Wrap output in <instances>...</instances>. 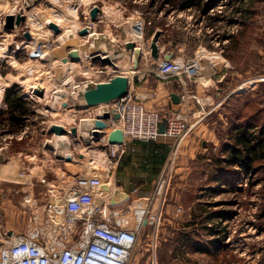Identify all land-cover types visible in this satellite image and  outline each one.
Segmentation results:
<instances>
[{
  "label": "rangeland",
  "instance_id": "1",
  "mask_svg": "<svg viewBox=\"0 0 264 264\" xmlns=\"http://www.w3.org/2000/svg\"><path fill=\"white\" fill-rule=\"evenodd\" d=\"M26 1L6 0V3L14 4L13 12L17 13L22 11ZM184 1L187 0L94 2L102 8L105 19L93 28L99 34L103 32L104 40L110 44L115 39L117 49L125 50L123 42L127 41L143 44L139 32L125 27L126 19L132 21L134 12L138 10L151 22L146 26V39L159 27L163 35L161 39L173 49L178 59L188 61L196 58L208 70L202 75L209 78L206 82L201 81L199 76L162 80L149 72L153 70L147 63L151 56L143 57L137 69L134 64L128 63L125 58L127 53L118 60L125 62L124 71L132 74V93L140 97L144 106L158 110L161 116L173 114V118L180 119V124H186L178 125L175 132L160 136L158 141H136L145 145L142 149L148 150L150 160L163 158L161 165L164 169L163 172L150 173L154 180L152 184H147L148 194L140 195V189L131 194L132 188L136 187L131 186L128 190L130 198L114 208L117 216L126 220L127 226L138 227V240L128 264H264V0H190L194 4L182 9L179 6ZM70 2L65 0L66 5ZM218 4L225 6L223 13L207 14ZM34 5L37 8L39 5L47 8L55 5L61 9L64 6L58 0H35ZM88 6L83 2L77 5L75 18L79 25L87 17ZM7 13L8 10L0 3V46L4 44L6 54L13 57L12 60L0 59V79L3 81L8 75L14 77L0 99V157L2 154L6 157L0 161L3 163L0 165V212L2 228L21 233L27 228L29 217L34 215L32 211L41 210L47 189L33 177L34 200L31 204L35 203V207L23 205V197L30 192V184L26 182L29 176L45 174L46 183L62 186L81 168H88V162L80 160L67 164L46 146L53 135L48 129L53 121H62L59 116L66 110L59 107L55 111L47 110L43 106L52 88L58 87L57 80L69 70L54 68L52 77L57 80L50 82L45 78L47 63L29 62V52L23 48L28 42L24 32L31 30L32 25L22 22L17 31L6 30L3 18ZM63 28L71 29L72 33L76 29L71 25ZM3 29L8 34L2 35ZM56 34L45 42H51L50 49L56 47ZM223 60L226 67L222 65ZM79 62L84 67L86 61L80 59ZM26 64L37 65V76H32L29 81L22 73L24 71L19 70ZM99 65L107 64L95 61L91 68L102 71L100 74L69 73V81L75 86V83L85 79L103 80L116 74ZM58 66L61 67L60 64ZM36 77L45 78L53 84L48 86L49 93L42 100L23 95L27 91L25 86L33 85ZM13 86V94L22 98L26 109L25 114L15 122L7 118L9 112L5 102V90ZM170 91L186 95L185 101L172 106ZM69 100L71 109L83 110L78 117L90 116L94 106L87 110V107L72 105V100ZM185 119L189 123L184 122ZM239 129L251 132L254 137L252 144H258L256 159L250 168L243 160L236 161L230 156L231 149L241 151L240 145L235 143ZM23 130L22 138L18 139ZM72 140L74 149L71 147V150L76 152L75 157L77 152L80 155L88 153ZM132 143L128 151L135 149ZM164 145L166 148H163ZM89 155L92 156V153L89 152ZM78 159H81L79 155ZM103 159L98 167L100 170L105 169ZM20 166L29 169L25 172L28 176L24 174L21 182L14 180ZM118 166L119 163L115 171ZM161 181L163 188L158 193ZM144 220L146 224H143ZM35 227L44 228L45 232L48 229L43 219Z\"/></svg>",
  "mask_w": 264,
  "mask_h": 264
},
{
  "label": "built area",
  "instance_id": "2",
  "mask_svg": "<svg viewBox=\"0 0 264 264\" xmlns=\"http://www.w3.org/2000/svg\"><path fill=\"white\" fill-rule=\"evenodd\" d=\"M95 1L97 0L90 2L86 10L87 17L83 20L81 26L74 30L73 34L75 32L78 34V31L83 28H87L89 32L93 31V25L105 19L102 8L100 7L95 19L93 20L90 17V9L93 6H97L94 3ZM223 6L218 4L215 6L217 8L209 9L207 14L214 15L215 13H223L222 9L225 7ZM134 14L135 18L132 21L126 19L125 27L139 32L143 37V44L140 45L134 42L141 49L140 58H142V53L145 50L151 56L150 37L148 39L144 37L146 26L151 22L142 15L141 11L136 10ZM199 18L200 15L198 16ZM89 32L79 39H82L84 43L88 42ZM100 35L101 37L103 36V39L105 38L103 32ZM49 42L47 41L46 44L50 47ZM123 43L125 44V42ZM197 63L196 58L184 61L178 59L175 55L166 60L160 57L155 63L154 69L149 70V72L155 73L162 80L180 79L182 76L196 78L197 76L200 77L203 75H198ZM109 79L110 77L101 81ZM88 82L92 83L95 81L89 80ZM78 83L84 84L83 81H79L75 85ZM182 83L185 86V81ZM60 86L64 87V85ZM31 92L35 94L36 90L32 87L29 91L24 92V97L29 99L36 98L30 95ZM179 97L182 102L185 101L186 95L182 94ZM139 98L137 95L128 93L126 96L108 103H101L94 107L93 111L89 112V115L94 120L100 118L105 113L109 117L103 120L106 126L102 129L90 128L87 140L79 136L78 133L73 137L67 131L69 138L73 139V142H77L79 146H82L84 151L87 150L90 152L89 149L96 147L99 150L97 152H101L104 158V170H100L98 167L90 168V166L89 170L88 168H81L77 174L72 175L67 180V184L62 186H54L46 183L45 174L39 177L29 176L26 182L30 184L28 187L30 192L23 197V205L30 208L35 207V203L31 204L32 200H34L33 177L37 180V183H41L47 188L44 194V203L41 210L36 209L32 211L34 215L33 217H29V224L21 233L2 228V214L0 212V264H128L131 253L138 240V227L133 228L127 226L125 222L122 223L118 219L114 208L119 206V204H110L114 188H109V185L105 192L100 195L98 191L104 184V176L106 175L108 179L111 176L113 177L117 164L122 155L127 153L132 142H155L158 141L160 136L171 135V132H175L178 125H186L185 123L180 124V119L177 117L173 118V114L170 115L168 113V115L161 116L158 110L147 108ZM67 106H71L70 100ZM43 108L50 110L46 105ZM88 108L86 109L88 110ZM115 114L118 115L117 119L113 117ZM27 121L26 119L25 122ZM162 121L166 125L163 133L159 131V125ZM185 121L189 123L187 119ZM48 128L49 125L47 126ZM171 128H174V130H171ZM115 130H120L122 133L121 143H109L108 141L109 135ZM24 132L25 130L21 131L17 138L21 139ZM93 132H97L98 135H94ZM175 138L177 139L179 137ZM72 150L71 152L74 154V157L70 162L80 161L78 159L80 153L77 152V157H75L76 152ZM84 154H81L83 155L82 157L85 156ZM53 155L56 157L59 156L57 154ZM60 157L57 158L61 161L64 160L63 156ZM4 159L6 157L2 154V160ZM90 162L92 163L93 160L91 159ZM26 169L28 168L20 166V170H18L16 179L14 180L20 181ZM25 176L28 175L25 174ZM162 188L163 181L158 186V193L162 191ZM137 190V187L132 188L131 194L136 193ZM126 193L128 194V192ZM128 196L130 197V194ZM42 219L46 221L47 232L43 230L44 228L38 229L35 227ZM31 221L34 222L31 224Z\"/></svg>",
  "mask_w": 264,
  "mask_h": 264
},
{
  "label": "bare ground",
  "instance_id": "3",
  "mask_svg": "<svg viewBox=\"0 0 264 264\" xmlns=\"http://www.w3.org/2000/svg\"><path fill=\"white\" fill-rule=\"evenodd\" d=\"M58 1L60 3H62V5H64L62 9L58 8L55 5H53L52 7H49V8L44 7V6L40 7V5H39V7L37 8L34 5L35 0H27L25 2L26 4L23 5L22 11L20 10L21 12L15 13V11L13 12V10L15 9L14 4L16 3V1L14 2V4H8V3H6V0H0L1 6L8 10L7 14L12 15L14 18H16L17 15H21V16L26 18L23 20L25 25L26 24H28V26L32 25V29L28 30V33L30 34V38L27 39L28 42H25V44L23 45V48L29 52V60L28 61L33 63V61L35 60L36 62L47 63L45 66L47 68V71L44 72L46 74L45 78H48L51 82L52 80H57V79L52 77V70L54 68L59 69V70L60 69L65 70L66 69L67 72L69 70V73L71 75L83 74V75L89 76L92 74L93 75L100 74L102 71H100L98 69L96 71L95 69L91 68L92 63L95 62V61H92L91 56L93 54L94 55L99 54L101 56L106 55L103 57H108L109 60H111V62L114 63V66L111 64L106 65L108 70H113L114 72H116V74H113L112 76H115L117 74L123 75V76H126L130 81V79H132V77H133L132 74L130 72L124 71L123 67H124L125 62L122 63L119 61H120L121 57H124L125 53H127L125 58L127 59L128 63L134 64V62H133L134 55H133L132 51H131V53H129L123 49L122 50L117 49V44H116L115 39H113L114 42L111 41V44H112L111 45L110 42L104 40L101 37V35L99 33H97L98 31L97 32L95 30L90 31V32L88 31L89 32V36H88L89 40H88V42L84 43V41L82 39H79V38H81V36H79L77 34V32H75L74 34L73 33L70 34V31H72L71 29L63 28L65 26L70 27V25H71V26L78 29L79 26H81V25H79V21L77 20V18H75V12H76L77 5L80 2H83L85 4V6H88L90 0H69L71 2L67 5L65 3V0H58ZM4 18H5V16H4ZM4 18H3V20H4ZM1 22H2V20L0 21V24H1ZM50 23H54L59 28H61V32L59 34H56L54 32V30L50 28V26H49ZM21 24L22 23L15 24V22H14V25L12 28L13 30L11 32L17 31V29L19 28V26H21ZM1 25H0V30L2 29ZM6 30H8V29H6ZM2 32H3L2 35L8 34V32H6L5 29H3ZM53 34H56V41L54 40L56 47L50 49V47H47L48 45L45 44V42ZM72 38H77L78 43L76 42L73 44ZM141 43H143L142 39H141ZM68 45H71L70 48H73L74 50L77 51V53H78V60L77 61H70V60H68V58L66 61H63L64 56H67V52L70 49L67 47ZM6 52H7V47H5L3 44L2 46H0V59L8 58V59L12 60L13 59L12 55H8L9 53L6 54ZM147 55H148V52L145 50L142 53V58L144 57V59H146ZM125 58L123 60H125ZM142 58H140L138 66H135L136 69L140 67V64H141L140 61ZM80 59L82 61H86V63L83 64L84 67H82L81 63L79 62ZM157 61H158V59L154 60L153 58H151V60L147 62L149 64L148 67L154 69L155 63ZM98 63L100 64V62H98ZM59 64L61 67L58 66ZM197 65H198V67H196V68H198L197 69L198 75L199 74L205 75V71L207 70V69L205 70V68H206L205 64L202 63L200 60V62L198 61ZM35 66H37V65H35V64L34 65H32V64L27 65L26 64L24 66V68L19 67V70L21 72L24 71L22 73H25L24 75L27 78V81H29L32 76H34V75L37 76ZM100 66H102V65H100ZM48 68H49L50 72H48ZM211 69H213V68H211ZM210 71H212V70H210ZM69 73H63V75L65 74L64 77L63 78L60 77L59 81L57 80V83H58L57 86L58 87L54 86L52 88V90L50 92V97L47 100V102L45 103V105H46V107H49V109L54 110V111L56 110L55 108H57V107L62 108L60 110H66V113H64V114L61 113V115L59 116L60 119H62V121L55 120L52 122V124L62 126L63 128H65L66 132L67 131L70 132V128L73 127L72 125H75L76 133H78L79 136H82L85 138V140H87L88 132H89L91 127L93 128L94 118H92V116L78 117V113L83 112V110H80V109L75 110L74 108L71 109L72 106L70 107L67 105L69 103V98H70L72 100V102L74 103V104L71 103L72 105L83 106L85 104V100L83 98V93L86 90V88L90 85H95L96 83L103 82V81L98 79L95 82L90 83V82H88L89 80L85 79V80H82L84 82V84L78 83L77 85L74 86V83H71L69 81ZM19 74H20V72H19ZM13 78L14 77H11L8 75V77L6 79H4L3 81L0 79V99L2 97L4 89L11 84V82L13 81ZM45 78L37 79V77H36L35 79H33V80H36V82L33 85L30 86V84L28 83L29 86H25L27 91H29L32 87L35 90L41 89L42 92L44 91L42 96L38 95L36 93L37 91L35 92V94H33V92L30 93L31 96L36 97L38 100H42V99L46 98V96L49 93L48 86L52 84V83L48 82V80ZM57 78H59V77L57 76ZM199 78L203 82H206L209 79L208 77L203 78L202 75ZM41 79H44V80H41ZM54 82H56V81H54ZM60 85H64V87H61ZM52 86H53V84H52ZM132 87H133V85H132V82L130 81L129 88H128L129 90L127 91V93L124 96H126L128 93H131V95H137L136 93L135 94L132 93L133 92ZM98 105H95L94 107H96ZM56 115H58V114H56ZM101 117H103V116H101ZM101 117H100V119H102ZM102 120H104V119H102ZM67 123L70 125H68ZM105 126H106V123H105ZM46 146L49 149L54 150L55 153H57L59 156L65 157L66 155H69L71 159L74 157V154L71 152V147H72L71 140H70L69 136H67L65 133L64 134H54L53 133L52 138L47 141ZM89 151L93 154L92 156L89 155L88 151H87L88 153L84 154L85 155L84 157H82L83 155H79L81 157L80 160L82 162H86V163L88 162L86 164V166L88 167V170H89V166H90V168L91 167H99L101 164L100 161L102 160V157H101L102 154H101V152H97L99 150L96 149V147L89 149ZM96 155H97V157H96ZM91 159L93 160L92 163L90 162ZM2 164L3 163L0 162V165H2ZM67 164H70V163H67ZM25 179H27V178H25ZM107 186H109V188L115 189L117 184L115 182H113L112 178L108 179V178H106V175H105L104 176V184L101 187V189L98 191L100 193V195H102L105 192ZM129 198L130 197L128 196V199ZM28 199H29V197H28ZM118 219H120V222H122V223H124L126 221V220H123L122 217H118ZM131 226H132V224H131Z\"/></svg>",
  "mask_w": 264,
  "mask_h": 264
},
{
  "label": "water",
  "instance_id": "4",
  "mask_svg": "<svg viewBox=\"0 0 264 264\" xmlns=\"http://www.w3.org/2000/svg\"><path fill=\"white\" fill-rule=\"evenodd\" d=\"M99 12V7L98 6H93L90 9V17L94 20L97 13ZM24 20V17L21 15H17L16 18H14L12 15L10 14H6L5 18H4V24L3 27L5 29H12L14 22L15 24H19L22 23ZM50 28L54 30L55 33H59L60 28L55 25L54 23H50L49 24ZM88 33L87 28H83L80 29L78 31V35L83 36L86 35ZM161 36V31L160 30H155L150 38V54L151 57L154 60H157L159 57V47H158V40L159 37ZM24 37L26 39L30 38V34L26 31L24 32ZM73 39V44L74 43H78L77 38H72ZM71 45H68L67 47L70 48ZM124 49L126 52H133L134 58H133V62L134 65L137 66V64L139 63L140 57H141V49L137 46H135L134 42L132 41H127L124 44ZM174 55L173 53L169 52V53H165L163 54L162 58L163 59H170L172 58ZM92 61H98L101 64H111L114 66V63L111 62V60H109L108 57H102L99 54L96 55H92L91 56ZM68 58V60L70 61H77L78 60V53L76 50H74L73 48H70L67 52V56H64L63 61H66ZM129 84L130 81L126 76L123 75H115L113 77H111L109 80L103 81V82H98L95 85H90L86 88V90L83 93V98L85 100V104L82 106L84 108L86 107H91V106H95L98 105L100 103H108L112 100H115L119 97L124 96L129 88ZM37 94L42 96L43 92L42 90L38 89L36 90ZM170 99L173 103H179L180 101V97L177 93L172 92L170 94ZM78 107V106H77ZM109 117V115L107 113H105L102 117V119H107ZM114 119L118 118V115L115 114ZM100 118H97L95 120H93V128H97V129H102L103 127H105V123L103 122V120ZM159 131L161 133L164 132V123L161 122L159 125ZM49 133H54V134H67L65 128H63L62 126H58L56 124H52L50 126V128L48 129ZM94 135H98L97 132H93ZM70 134L71 136L75 137L76 136V128L75 127H71L70 128ZM109 143H121L122 142V133L120 130H115L113 131L108 138ZM58 158H61L60 156H57ZM1 157H0V161H1ZM64 160L66 162H70L71 158L69 155H66L64 157ZM128 199V194L126 193V191L123 190L121 184L117 183L116 188L114 189V193L112 198L110 199V204L111 205H118L121 203H124L126 200ZM146 224V220H144V223Z\"/></svg>",
  "mask_w": 264,
  "mask_h": 264
},
{
  "label": "crops",
  "instance_id": "5",
  "mask_svg": "<svg viewBox=\"0 0 264 264\" xmlns=\"http://www.w3.org/2000/svg\"><path fill=\"white\" fill-rule=\"evenodd\" d=\"M156 29L160 30L159 27H156L152 32H154ZM161 37H163V35H161L158 40V47H159V57L158 58L160 57L162 58L163 54L169 53V52L175 55L173 49L166 46V44L161 39ZM222 65L226 67L224 60L222 62ZM172 92L174 91H170L169 93V102L172 106H174L177 103H173L170 99V94ZM175 93L180 95V93L177 91ZM132 146H134L135 149L128 151L122 156L119 162V166L117 170L114 172V176L113 177L111 176V178L113 179V182H115L116 184L117 183L121 184L124 191L128 192L131 186L133 187L136 186L138 189H140L139 194L145 196L146 194H148V192L146 191L148 189L147 184H152L154 180L152 179V176L150 175V173L152 171L154 172L162 171L163 172L164 165L163 166L161 165V163L163 162V159L154 156L155 158H153V160H150L147 157L149 153L148 150L146 151L142 149V147L145 146L144 144L133 142ZM163 148H166V145H164ZM145 155H146V158H145Z\"/></svg>",
  "mask_w": 264,
  "mask_h": 264
},
{
  "label": "trees",
  "instance_id": "6",
  "mask_svg": "<svg viewBox=\"0 0 264 264\" xmlns=\"http://www.w3.org/2000/svg\"><path fill=\"white\" fill-rule=\"evenodd\" d=\"M194 4V1H184L180 2V6L182 9L186 7V5ZM13 88H8L5 90V102L7 103V118L12 122L18 121L20 116L25 114L26 109L24 108V102L22 98L14 92ZM252 139H254L253 134L251 132L248 133L247 130L239 129L238 135L236 136L235 143L240 145L241 151L239 149H231L230 156L232 159L238 161L239 159L243 160L244 164L250 168L253 164L254 160L256 159V154L258 152V144H252ZM243 154L242 156L240 154ZM163 159V158H162Z\"/></svg>",
  "mask_w": 264,
  "mask_h": 264
}]
</instances>
